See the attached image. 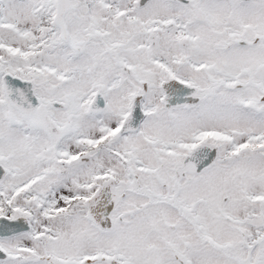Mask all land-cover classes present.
I'll return each mask as SVG.
<instances>
[{
  "label": "snow or ice",
  "instance_id": "obj_1",
  "mask_svg": "<svg viewBox=\"0 0 264 264\" xmlns=\"http://www.w3.org/2000/svg\"><path fill=\"white\" fill-rule=\"evenodd\" d=\"M0 264H264V0H0Z\"/></svg>",
  "mask_w": 264,
  "mask_h": 264
}]
</instances>
